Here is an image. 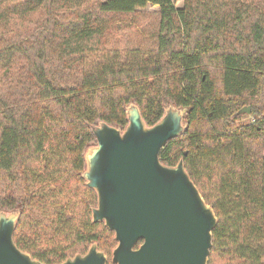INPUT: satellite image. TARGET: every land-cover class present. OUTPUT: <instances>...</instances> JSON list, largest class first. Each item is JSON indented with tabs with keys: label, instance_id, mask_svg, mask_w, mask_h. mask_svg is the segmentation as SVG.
Wrapping results in <instances>:
<instances>
[{
	"label": "trees",
	"instance_id": "16d2710c",
	"mask_svg": "<svg viewBox=\"0 0 264 264\" xmlns=\"http://www.w3.org/2000/svg\"><path fill=\"white\" fill-rule=\"evenodd\" d=\"M131 103L149 125L187 108L160 159L183 158L216 212L209 264H264V0H0V212L19 210L17 245L59 264L96 241L111 262L85 152Z\"/></svg>",
	"mask_w": 264,
	"mask_h": 264
},
{
	"label": "water",
	"instance_id": "95a60500",
	"mask_svg": "<svg viewBox=\"0 0 264 264\" xmlns=\"http://www.w3.org/2000/svg\"><path fill=\"white\" fill-rule=\"evenodd\" d=\"M149 125L136 104L127 107L124 129L100 122L97 142L85 152L84 176L98 195L93 219L115 232L111 262L91 243L59 264H209L218 217L187 171L160 159L162 147L186 129V107L169 104ZM240 112H251L244 106ZM19 210L0 212V264H48L14 239ZM142 242L139 243V241Z\"/></svg>",
	"mask_w": 264,
	"mask_h": 264
},
{
	"label": "rangeland",
	"instance_id": "374dc122",
	"mask_svg": "<svg viewBox=\"0 0 264 264\" xmlns=\"http://www.w3.org/2000/svg\"><path fill=\"white\" fill-rule=\"evenodd\" d=\"M178 5L182 3V0H175Z\"/></svg>",
	"mask_w": 264,
	"mask_h": 264
}]
</instances>
